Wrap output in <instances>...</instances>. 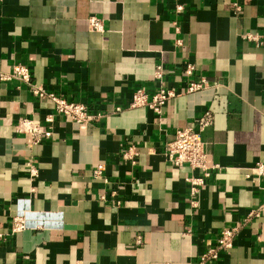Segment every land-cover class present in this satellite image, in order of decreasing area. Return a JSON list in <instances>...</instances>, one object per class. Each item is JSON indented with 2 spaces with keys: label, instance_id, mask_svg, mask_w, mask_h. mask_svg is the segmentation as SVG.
Listing matches in <instances>:
<instances>
[{
  "label": "crops",
  "instance_id": "0c3cea01",
  "mask_svg": "<svg viewBox=\"0 0 264 264\" xmlns=\"http://www.w3.org/2000/svg\"><path fill=\"white\" fill-rule=\"evenodd\" d=\"M14 63L98 115L78 130L28 83L0 81V264H264V208L248 215L264 204L252 169L264 163V0H0V71ZM199 77L207 86L185 93ZM159 86L177 93L159 113L129 105L137 88ZM205 110L201 138L218 167L188 208L189 169L162 152ZM49 113L39 142L14 131ZM14 215L25 226L10 233ZM225 227L231 247L201 262Z\"/></svg>",
  "mask_w": 264,
  "mask_h": 264
},
{
  "label": "built area",
  "instance_id": "2783aa9c",
  "mask_svg": "<svg viewBox=\"0 0 264 264\" xmlns=\"http://www.w3.org/2000/svg\"><path fill=\"white\" fill-rule=\"evenodd\" d=\"M182 6L175 5V11H180ZM174 23V22H173ZM87 29L94 32H102V20L96 16H89L86 19ZM174 30L178 27L174 25ZM245 38L254 39L251 34H245ZM193 70L192 64H186L184 67V74L190 75ZM153 77L161 79L162 68L156 65L153 70ZM29 68L23 64L14 63L10 66L8 71H0V81L18 80L20 82L28 83L32 94L38 97H47L53 104V112L55 115H62L67 117L71 122L77 125L78 130H82L84 126L98 114H92L87 107L79 102L66 100L65 98L56 95L52 92L44 91L41 86L35 83H29ZM207 86V82L203 77L198 80L189 81L184 89L185 93L195 92ZM177 93L173 88H165L159 86L156 91L151 94L145 92L143 88L134 90L130 106L138 107L145 106L155 113H159L163 103L169 98L175 96ZM115 110H119L115 107ZM54 114H46L42 123L34 122L28 118H19L15 125L14 131L17 133H26L30 136L32 142H39L43 137L50 135V125L53 121ZM212 114L209 110H205L196 120L195 128L184 127L176 128L173 133V138L167 142L163 149V156L169 163L175 165H185L189 169V174L184 177L187 183V207L193 208L197 205L195 196L198 190L204 184V180L209 176L210 171L216 167V164L208 162L205 143L201 138L202 131L211 125ZM27 172L30 178L36 176L37 169L32 161L26 162ZM102 166L98 165L93 171V175L100 173ZM257 176L264 174V163L256 161L252 168ZM264 208V204L257 209L249 211L248 215H257L258 212ZM25 226V220L22 215H14L9 223V232L14 233L22 230ZM235 233V228H222L217 236L216 243L213 247L208 248L200 255V261L206 259H214L217 257L218 250H227L231 247L232 238ZM0 232V238L2 236Z\"/></svg>",
  "mask_w": 264,
  "mask_h": 264
}]
</instances>
